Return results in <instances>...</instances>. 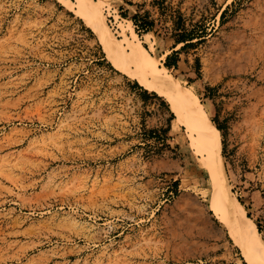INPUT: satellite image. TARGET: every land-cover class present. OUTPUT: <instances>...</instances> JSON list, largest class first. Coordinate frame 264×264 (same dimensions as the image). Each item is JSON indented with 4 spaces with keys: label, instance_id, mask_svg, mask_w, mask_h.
Here are the masks:
<instances>
[{
    "label": "rangeland",
    "instance_id": "374dc122",
    "mask_svg": "<svg viewBox=\"0 0 264 264\" xmlns=\"http://www.w3.org/2000/svg\"><path fill=\"white\" fill-rule=\"evenodd\" d=\"M70 1L0 0V264H249L210 209L195 133ZM92 1L197 94L264 241V0ZM179 16L204 37L169 69Z\"/></svg>",
    "mask_w": 264,
    "mask_h": 264
},
{
    "label": "bare ground",
    "instance_id": "6f19581e",
    "mask_svg": "<svg viewBox=\"0 0 264 264\" xmlns=\"http://www.w3.org/2000/svg\"><path fill=\"white\" fill-rule=\"evenodd\" d=\"M62 1L73 3L70 0ZM75 1L78 10L96 28L111 61L126 70L125 64L132 65L136 69L139 82L165 96L171 102L176 120L195 133L196 152L201 156L212 181L210 209L220 214L228 224L230 233L239 242L246 261L249 264H264V241L257 225L246 214L244 206L229 187L219 137L197 94L191 87L176 79L164 66L160 67L139 40L136 43L122 42L111 31L105 15L97 10L95 2Z\"/></svg>",
    "mask_w": 264,
    "mask_h": 264
},
{
    "label": "trees",
    "instance_id": "16d2710c",
    "mask_svg": "<svg viewBox=\"0 0 264 264\" xmlns=\"http://www.w3.org/2000/svg\"><path fill=\"white\" fill-rule=\"evenodd\" d=\"M128 14V11L124 10V8L122 7L121 15L125 18H129L133 22L134 26L137 28V31L148 33L155 29L156 22L154 19L150 18V14L148 11H145L143 13L137 11L131 16H129ZM203 33L204 31H200L198 28L189 29L188 27H186L185 23L179 16V19L175 21L174 28L171 34V38L174 41L171 49H175L177 45L181 43H183L184 45L179 51H173L167 56L165 66L169 69L178 68V56L180 54V51L186 49L187 47L194 46L195 43L193 42V40L195 39H198L197 42H201L203 40L202 37H204Z\"/></svg>",
    "mask_w": 264,
    "mask_h": 264
}]
</instances>
